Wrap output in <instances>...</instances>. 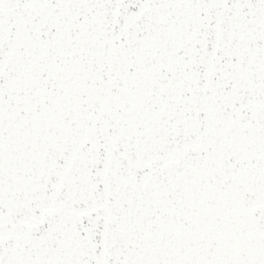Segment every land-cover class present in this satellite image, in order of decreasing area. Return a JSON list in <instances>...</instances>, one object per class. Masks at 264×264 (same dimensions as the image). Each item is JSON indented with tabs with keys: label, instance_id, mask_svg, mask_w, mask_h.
Returning a JSON list of instances; mask_svg holds the SVG:
<instances>
[{
	"label": "snow or ice",
	"instance_id": "obj_1",
	"mask_svg": "<svg viewBox=\"0 0 264 264\" xmlns=\"http://www.w3.org/2000/svg\"><path fill=\"white\" fill-rule=\"evenodd\" d=\"M0 264H264V0H0Z\"/></svg>",
	"mask_w": 264,
	"mask_h": 264
}]
</instances>
